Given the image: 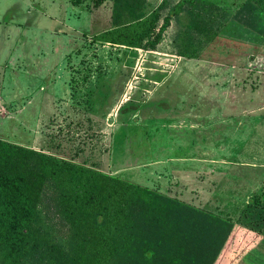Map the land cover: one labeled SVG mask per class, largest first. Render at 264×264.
I'll list each match as a JSON object with an SVG mask.
<instances>
[{"label": "rangeland", "instance_id": "obj_1", "mask_svg": "<svg viewBox=\"0 0 264 264\" xmlns=\"http://www.w3.org/2000/svg\"><path fill=\"white\" fill-rule=\"evenodd\" d=\"M145 1L157 30L181 0ZM245 1L186 4L152 51L111 43L113 0H0V140L242 223L264 197V39L233 20ZM55 203L46 186L42 224L66 247ZM232 264H264V236Z\"/></svg>", "mask_w": 264, "mask_h": 264}, {"label": "trees", "instance_id": "obj_2", "mask_svg": "<svg viewBox=\"0 0 264 264\" xmlns=\"http://www.w3.org/2000/svg\"><path fill=\"white\" fill-rule=\"evenodd\" d=\"M103 2L94 0V5ZM196 3L181 0L156 30L158 17L145 15V0H113L111 22L117 32L111 43H144L153 51L171 17ZM233 20L264 39V0L245 1ZM199 21V14L191 15L190 32ZM249 64L261 69L254 59ZM46 186L69 228L66 247L55 243L42 224L38 205ZM241 217L242 223L234 224L92 168L0 140V264H232L241 249L264 236V197L254 194Z\"/></svg>", "mask_w": 264, "mask_h": 264}]
</instances>
